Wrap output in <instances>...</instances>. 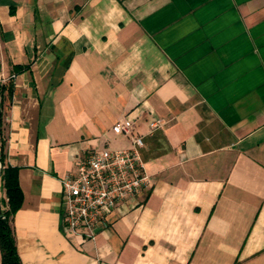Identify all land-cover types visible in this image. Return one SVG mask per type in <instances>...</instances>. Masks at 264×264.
Returning a JSON list of instances; mask_svg holds the SVG:
<instances>
[{
	"label": "crops",
	"instance_id": "1",
	"mask_svg": "<svg viewBox=\"0 0 264 264\" xmlns=\"http://www.w3.org/2000/svg\"><path fill=\"white\" fill-rule=\"evenodd\" d=\"M0 86L21 264H264V0H0ZM119 123L150 187L75 237L61 178Z\"/></svg>",
	"mask_w": 264,
	"mask_h": 264
},
{
	"label": "built area",
	"instance_id": "2",
	"mask_svg": "<svg viewBox=\"0 0 264 264\" xmlns=\"http://www.w3.org/2000/svg\"><path fill=\"white\" fill-rule=\"evenodd\" d=\"M163 124L150 123V131ZM120 131L132 138L124 149H103L79 157L74 169L61 178L63 230L75 237L94 240L108 224L107 215L122 204L136 199L150 187L140 149L142 136H133L128 123H119ZM2 162L0 158V175Z\"/></svg>",
	"mask_w": 264,
	"mask_h": 264
},
{
	"label": "trees",
	"instance_id": "3",
	"mask_svg": "<svg viewBox=\"0 0 264 264\" xmlns=\"http://www.w3.org/2000/svg\"><path fill=\"white\" fill-rule=\"evenodd\" d=\"M4 89L0 86V94ZM4 145L0 116V158L2 162L0 186L3 187L5 193L4 208L0 209V264H21L12 228V217L22 204L23 194L18 183L17 168L4 164Z\"/></svg>",
	"mask_w": 264,
	"mask_h": 264
},
{
	"label": "water",
	"instance_id": "4",
	"mask_svg": "<svg viewBox=\"0 0 264 264\" xmlns=\"http://www.w3.org/2000/svg\"><path fill=\"white\" fill-rule=\"evenodd\" d=\"M0 214H1V212H0Z\"/></svg>",
	"mask_w": 264,
	"mask_h": 264
}]
</instances>
